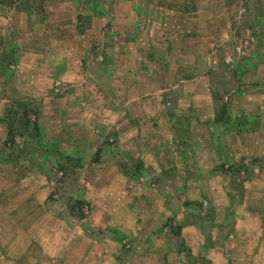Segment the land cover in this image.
Returning <instances> with one entry per match:
<instances>
[{"label":"rangeland","instance_id":"1","mask_svg":"<svg viewBox=\"0 0 264 264\" xmlns=\"http://www.w3.org/2000/svg\"><path fill=\"white\" fill-rule=\"evenodd\" d=\"M66 1L0 0V207L43 239L16 264H202L264 241V0H103L101 23Z\"/></svg>","mask_w":264,"mask_h":264},{"label":"crops","instance_id":"2","mask_svg":"<svg viewBox=\"0 0 264 264\" xmlns=\"http://www.w3.org/2000/svg\"><path fill=\"white\" fill-rule=\"evenodd\" d=\"M45 1L49 2V1H52V0H45ZM67 2L68 1L64 0V2L61 4V6L64 7V8H67V6L69 7V6L72 5L71 2H70V4L67 3ZM94 2H96V3H94ZM100 3H101V6H100ZM104 3H106V5ZM110 3H111V1L87 0L86 3L83 2V3H80V4L82 6V10H84L85 15L89 14L88 12L85 11V9L88 10V11L89 10H93L94 15L92 14V16H89V18L92 17V20L94 22L99 23L100 19L97 20L93 16L98 15L99 16L98 18L102 17V16L99 15V13H100L99 9L100 8H102V9L106 8V6H109L110 8H112ZM139 4H141V6H139V8L140 7H145L146 8L147 7V1L146 0L142 1V2H139ZM151 6H152V8H151L152 10L150 9V13L145 14V13L142 12L143 16L141 15V19L142 18L146 19V20L145 19L143 20L145 22V26H146V24L148 25V24H150L152 22V21H148V17L149 16L153 17V13L155 12L153 10V5H151ZM98 10H99V12L97 13ZM61 13L62 12H60V15L62 16ZM78 16H77V18H78ZM120 16H121V10L118 12L117 16L115 15V18H114L113 22H114L115 30H117L119 32V34H120V37L123 38L124 35H127V33H126L127 30H130L132 28V26H129L130 23H127L124 20H120L119 19ZM168 18L169 17H167L166 19H168ZM177 18H181V17L177 16L174 19L172 18L173 20H166V22H171V23L172 22H177L176 21ZM60 19L62 21H64L63 24L66 23V20H64L65 18H60ZM73 20L74 19H72V21ZM62 21L58 22V24H61ZM134 25H136V22H135ZM141 27H143V25ZM63 30H64V28H63ZM135 30L132 33H130L132 37H134L136 35L137 31H135ZM51 38H52V40H55L53 45H52V47H54L56 49L55 53H57L58 52L57 50L59 49L55 45L57 43V40H58V39H56L57 36H55V37L52 36ZM122 53H123V56L125 55V57H128V58H130V55H132L131 52L128 49L122 50ZM61 62H62V58H58L57 62H56L57 65H55V66H57V67H55L56 70H63L64 69V66L59 64ZM70 69H72V67H70ZM70 69L68 70V73H69V71H72ZM74 69L79 70V68L77 66L74 67ZM132 131L133 132H131V133H138L136 130H132ZM149 133L150 132H145L144 131L143 134L141 133L142 136H140V138L142 137V139L145 140V138L148 137ZM218 133L216 135H218ZM222 135H225L224 136V140H225L226 145H228L230 147L233 144H235V142H230L231 140L230 141L228 140V136L230 135V131L229 132H224ZM146 140H148V138ZM148 144H149V141H148ZM148 144H147V148L150 149ZM242 145L243 144L240 143V145H239L240 149H243ZM153 146L154 145H152V148H153ZM198 146H200V145H198ZM150 151H151V149H150ZM154 155H155V152H154ZM101 162H100V166H103V169L100 168L101 171L99 170V172H100L101 175H104V170H106L105 168H107L108 164L106 162H104V163H101ZM158 166H159L158 164L155 165V167H158ZM164 174H165V172H164ZM168 177H169V175H167V174L162 176L163 180H168ZM104 184L106 185V182ZM117 193H119V192H117ZM257 199L260 200V198H257ZM240 206H242L241 207L242 208V212L245 213L244 217L246 218V220H247L248 215H252L253 216V212L256 211V210L252 209V208H254V206H252V207L250 206L251 208L248 209V211L244 208V206H243V204L241 202H240ZM263 207H264V203H263ZM263 207L259 208V210L261 212H262V210H264ZM120 208H121L120 211H122V205L120 206ZM26 209L27 208L24 209V207H23V209H20L19 211L20 212L22 211V213H28ZM128 214H129V212H128ZM8 215H9L8 210L3 208V206H2V208L0 207V264H16V262H19L20 260H16V258L19 259V257L16 256L15 253L24 254L26 245L33 244V245L41 246L43 244V239H40V235L38 236V238L37 237L35 238V236H37V234H34L33 235V239L32 238L29 239L30 234H32V233H34V232L39 230V229L36 230V225L37 224H35L33 222L32 223L28 222L26 217H24L22 222L19 221L17 223H11L10 224V219L8 218ZM24 215L26 216V214H24ZM133 215L134 214H131L130 217H133ZM244 217H243V220L240 221V223H237V224H238V228H240V230L245 231V232H241L242 234H245V233L248 234L247 233V231L249 229L248 226L243 227V226L239 225V224H244L246 222V220H244ZM144 221L148 222L149 221L148 217L145 216ZM255 225H256V223L252 224V226H255ZM140 227H141L140 230H142V232L136 233V234H139V236H141L140 234L144 233L145 230H146L143 225H141ZM33 229H34V232H31ZM198 232H199L198 228L193 223H186L182 227V236L183 235L186 236V234H190L191 235L193 233L198 234ZM248 235H250V233ZM185 236H183V237L185 238ZM195 237H197V236H195ZM142 238H144L143 234H142ZM239 245L240 246H238V248H237V251H239V254H238V256L235 255V254H231L232 259L228 255L229 254V252H228L229 250H226L225 252H223L222 247H212V248H210V252H208L207 256H206L209 259V263H206L204 261V263H202V264H226V260H231V262H233V264H248V263L249 264H264V260L262 259V256H263L262 253H264V241H261L259 239H257V240H252L251 239V241L247 242V243L246 242H244V243H240L239 242ZM45 246H46V244H45ZM231 247L235 248V245H232ZM246 249H250L251 251L246 250ZM241 252H243V255L245 256V258L248 261H246V259L242 257ZM138 253L139 252L136 251V257L139 255ZM244 253H246V254H244ZM41 255H43V254H41ZM27 257L29 258L28 261H32V263H34V264L37 263V262H40V264H41V262L43 261V259L41 257H37L35 254L32 257H30V256H27ZM65 258H68V256H66ZM235 258H237V260H235ZM23 264H26V263H23Z\"/></svg>","mask_w":264,"mask_h":264}]
</instances>
